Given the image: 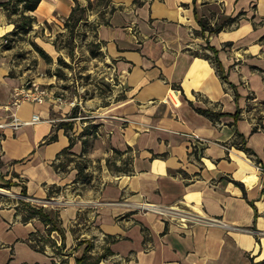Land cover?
I'll list each match as a JSON object with an SVG mask.
<instances>
[{
	"label": "crops",
	"instance_id": "0c3cea01",
	"mask_svg": "<svg viewBox=\"0 0 264 264\" xmlns=\"http://www.w3.org/2000/svg\"><path fill=\"white\" fill-rule=\"evenodd\" d=\"M88 1L40 0L24 11L30 27L14 32L18 15L0 6V182L15 181L11 194L0 193V264H77L83 254L85 264H264V174L234 145L243 136L264 166V0H108L101 18L98 10L75 28L92 39L96 54L87 52L106 63L109 85L92 79L95 86L84 89L93 74L82 67L84 91L72 96L71 85L58 86L70 77L62 66L57 74L56 58L72 57L55 36L71 9ZM237 14L218 32L202 33L198 24L199 17L213 25ZM207 44L226 79L201 55ZM27 78L64 101L10 105L12 89ZM105 85L107 96L100 94ZM34 113L40 120L28 122ZM13 114L17 127L8 124ZM60 121L72 122L69 134ZM86 123L96 125L95 134L81 135ZM126 154L130 172L108 169L107 158L119 163ZM256 170L249 187L242 176ZM20 199L56 214L59 230L47 232L35 216L23 220ZM142 202L193 208L223 224L185 228L176 216L141 209ZM105 235L116 236L111 253L90 263Z\"/></svg>",
	"mask_w": 264,
	"mask_h": 264
},
{
	"label": "trees",
	"instance_id": "16d2710c",
	"mask_svg": "<svg viewBox=\"0 0 264 264\" xmlns=\"http://www.w3.org/2000/svg\"><path fill=\"white\" fill-rule=\"evenodd\" d=\"M40 0H8L7 2H2L0 3V6H3L5 9H8V14L14 13L17 14V18L14 21L15 25L13 27V32L14 31H25L27 30L33 19L32 16L30 14H26L24 13V11H33L36 9L37 4ZM135 3H142L141 0H134ZM88 3H90L88 1ZM106 5L109 4L108 0H105ZM84 10H86L85 6H81L80 4H76L70 11V13L65 17L64 23L67 25V22H69L70 20H74L75 23V27L76 25L79 23L80 20L84 19L85 13ZM79 11L78 15H75L76 12ZM239 14H237L235 17H227L225 19H223L220 23H214L213 25L210 24L209 20L204 18V17H199L198 18V24L200 25L201 28V32H205L207 31L208 33H213V32H218L220 30H222V27L228 23H232L235 22L238 18ZM74 27V28H75ZM206 49L209 50V52H203L201 55L203 57H205L206 59H210L216 66V69L220 72L221 77L223 79H226V75L224 74L223 70L221 69V65H220V61L219 58L217 56V49L215 47H213L210 44L206 45ZM38 50L40 51V53L45 57L46 55L44 54L43 50H41L40 48H38ZM70 54V53H69ZM90 54L92 56H95L96 51H90ZM57 61L59 62L60 67L57 70V74L63 75L62 74V67L65 68H70V63L69 62H65L63 61L61 58H57ZM62 66V67H61ZM264 76V75H263ZM105 88L109 89L108 86H105ZM105 93V89L104 88H100V94H104ZM198 112L208 115V116H214L217 113L215 111L212 110H208V109H203V108H199L196 107L195 108ZM237 112V111H236ZM77 113V108H73V110L70 113V116H74ZM72 122L71 121H60L59 122V126L64 128V131L68 132V129L71 128ZM95 127L96 125H87L85 128H83V134L86 135H90V134H95ZM257 128V126L253 127V131ZM55 136L51 135L50 139H53ZM86 137V136H85ZM87 141L86 138L82 139V143H85ZM72 144V137L71 135H69V144L68 146L70 147ZM234 145L237 148H241L243 149L247 155L249 156H254L253 151L245 146V141L243 139V136L240 137L239 142H234ZM131 147H127L126 150H130ZM125 151H122L120 149L117 148H113V151L116 155L121 156V154H123ZM130 158L129 156L126 154L125 157L121 158V161L118 163L116 159L112 158L109 159L107 158V167L110 171H114V172H122V173H127L130 172ZM254 161L259 162L258 158L255 157ZM15 184V181L12 180H5L3 182H0V186L2 187H6L9 188L11 185ZM21 194L22 195H27L26 191H25V185L22 184L21 188H20ZM19 208L24 209V213L22 215V219L23 220H27L29 217H38L39 219H41L45 224H48L49 226L46 228V231H50L52 229H57L59 230V219L56 217V214H52L51 212L47 211L43 206L31 203L29 200H23L20 199L19 200V204H18ZM33 237H35L37 239V235L34 234L32 235ZM105 241L104 244L105 246H103V251L101 252V254L97 255L94 258H90L89 262L90 263H97L101 260V257L105 256L108 253H111L110 248L108 247V243H112L115 241L116 236H111V235H105ZM86 251L87 249H90L92 247V245L87 244L86 245ZM40 249H43V247H41ZM87 255L83 254L81 257L76 258L77 260V264H85Z\"/></svg>",
	"mask_w": 264,
	"mask_h": 264
},
{
	"label": "rangeland",
	"instance_id": "374dc122",
	"mask_svg": "<svg viewBox=\"0 0 264 264\" xmlns=\"http://www.w3.org/2000/svg\"><path fill=\"white\" fill-rule=\"evenodd\" d=\"M106 5L105 0H94L93 3H88L86 6V10H84L85 13V18L84 19H88L87 16L89 14H93V12H96L98 10H100V12L97 13V16L99 18H101V14L103 13V11L101 10L103 8V6ZM79 11L76 12L75 15H78ZM97 17V19H98ZM103 17V16H102ZM104 18V17H103ZM95 20V19H94ZM100 21V19H98ZM94 21H90V23H93ZM75 21L72 19L69 22H67V25L65 23H63V27L61 31H59L57 33V35L55 36V44L57 47L59 48H64L65 51H68L70 53V56L72 57L71 60H69L70 63V71H68V69L66 70V74L69 75V80L66 81H62L60 80L58 82V86L59 88H61L62 85H66L67 83L69 85H71L69 87L68 93H71V95H75V94H79L84 91V89L88 90L93 88L94 85V81L95 80V84L96 82H103L108 84V80L105 79V71L108 72L107 67H106V63L98 58L95 57V59H91L89 56V52L90 51H95L94 44L92 42V39L88 38L86 40H84V36L87 35L86 32L83 31V26H81V28H74ZM87 28L90 29V25L89 23H87ZM84 35V36H82ZM82 39V41L80 42L79 39ZM87 49L89 52H87ZM59 58H61L60 56H57ZM57 59V58H56ZM62 59V58H61ZM63 60V59H62ZM68 61V59H65V61ZM97 65V66H96ZM58 65H56L57 67ZM82 67L83 68H89L92 70V72H90L93 75H90V79H88V83L89 84H85V86L83 87L84 89H81V87H78V84H80L81 82L84 83V81L86 82L87 80H80V72L82 71ZM68 72V73H67ZM87 73V72H86ZM104 73V74H102ZM93 79V80H92ZM109 85V84H108ZM107 86V85H105ZM105 91H107L105 94V96L109 95V89L105 88ZM60 90V89H59ZM252 159V162L254 164V166L256 165V161H254V156H249ZM83 177L86 175H82ZM4 180V179H3ZM1 189H3V192H6L7 194H11L10 189H7L6 187H2L0 186ZM1 193V192H0Z\"/></svg>",
	"mask_w": 264,
	"mask_h": 264
},
{
	"label": "built area",
	"instance_id": "2783aa9c",
	"mask_svg": "<svg viewBox=\"0 0 264 264\" xmlns=\"http://www.w3.org/2000/svg\"><path fill=\"white\" fill-rule=\"evenodd\" d=\"M9 38L8 37H3L1 43L2 44H8L9 43ZM112 81H115V76L112 74L110 77ZM13 93L11 95V102L9 103L10 105H14L15 107L20 106V103H23L25 101H32V102H44L48 101L50 103H60L63 100V96L60 94H56L54 91L46 88L43 86L40 82H37L34 78H27L24 80L23 83L20 85L14 87L12 89ZM69 104L72 106H76L77 103L75 102L74 99H71L68 101ZM69 118H82L79 113L77 114L76 117H69ZM40 117L37 114H32L30 120L28 122H36L39 121ZM8 124H11L13 127H17L20 122L16 120L15 115H11V121L8 122ZM87 124V123H86ZM84 124V125H86ZM88 125V124H87ZM0 126H3L1 123ZM189 136L193 140H204L203 138H200L199 136H196L194 134H189ZM256 169L259 170L262 174H264V166L261 165L259 162H256L255 165ZM138 207L141 209L145 210H155L156 212H159L162 215L171 217V216H176L180 222V226L185 227L188 226V223L190 222H200L204 221L207 224H223L218 218L214 217H206L198 213L195 209L193 208H178V206H171L168 208H162V207H157L154 206L153 204H150L148 202H142L137 204Z\"/></svg>",
	"mask_w": 264,
	"mask_h": 264
},
{
	"label": "bare ground",
	"instance_id": "6f19581e",
	"mask_svg": "<svg viewBox=\"0 0 264 264\" xmlns=\"http://www.w3.org/2000/svg\"><path fill=\"white\" fill-rule=\"evenodd\" d=\"M172 92L174 93V91ZM257 176H258V171L256 170L255 172L242 176V179L249 187H251L255 184ZM2 190L3 189L0 188V192H3Z\"/></svg>",
	"mask_w": 264,
	"mask_h": 264
}]
</instances>
